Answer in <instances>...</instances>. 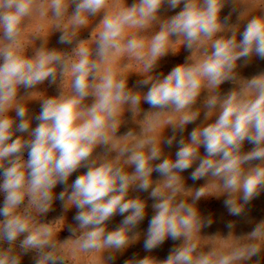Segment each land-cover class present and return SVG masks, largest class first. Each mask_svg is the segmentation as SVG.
I'll return each instance as SVG.
<instances>
[{
  "label": "clouds",
  "instance_id": "obj_1",
  "mask_svg": "<svg viewBox=\"0 0 264 264\" xmlns=\"http://www.w3.org/2000/svg\"><path fill=\"white\" fill-rule=\"evenodd\" d=\"M231 2L232 12L243 8L236 24L232 12L221 16L229 0H134L112 12L104 11L109 0H0V264H21L29 253L33 264H69L79 254L114 264L140 238L136 229L146 217L147 201L130 198L133 191L153 201L144 250L168 240L174 246L164 260L134 256L124 264H249L264 251V220L238 240L231 235L235 223L227 221L228 239L205 248L200 234L213 219L196 206L210 194L225 196L228 215L241 217L264 192V72L247 79L238 72L254 58L264 61V5L254 11L257 5L246 0ZM162 10L175 14L162 18ZM37 12H50L58 30L67 16L58 43L72 46L70 54L45 46L26 53L24 25ZM102 12L93 41L75 40ZM153 25L158 30L150 39L140 35ZM181 48L191 54L184 63L132 88L114 65L127 54L151 73ZM58 80L57 95L36 91ZM225 82L235 87L222 94ZM202 93L205 122L185 139L186 126L200 117L195 106ZM37 99L40 111L30 116L28 102ZM142 103L152 111L140 133L118 135L125 113L135 119ZM163 146H175V157ZM190 169L193 183L206 181L194 190L181 175ZM154 172L161 179L153 180ZM57 200L65 212L76 209L72 224L64 216L43 221ZM117 215L123 219L109 230ZM65 227L69 237L60 240Z\"/></svg>",
  "mask_w": 264,
  "mask_h": 264
},
{
  "label": "rangeland",
  "instance_id": "obj_2",
  "mask_svg": "<svg viewBox=\"0 0 264 264\" xmlns=\"http://www.w3.org/2000/svg\"><path fill=\"white\" fill-rule=\"evenodd\" d=\"M133 2L134 0H109V5L104 11L112 12L115 11L116 8L119 6L131 5ZM246 2L257 5V8L254 9V11H258V7L264 5V0H246ZM233 6V3L231 2V0H229V3L222 10V18L232 12ZM242 10V7H237V10L235 12H232V17L230 21L231 24L237 23V16ZM69 11L71 12V8ZM177 11H179V9H177ZM174 14V12L167 10L161 11L162 18H166L167 16ZM102 15L103 12L101 14H98L96 17H91L88 26L82 28L74 39L77 41H93V33L97 25L99 24ZM66 23L67 16L65 17L64 21H62L61 29L58 30L52 21L50 12L43 16L40 15L39 12L35 13L31 18L26 21L24 25L23 43L26 49V53L28 55H32L35 49L41 46H45L47 48H55L57 50L70 54L72 46L58 43V39L61 34L60 32L61 30H63V24ZM240 25L242 30L243 22H240ZM157 30L158 26L153 25L151 28L141 32L140 35L144 36L146 39H150L154 32ZM129 31V34H131L134 30ZM189 55L191 54L183 48H181L175 54L170 52L168 55L161 58V60L158 62L157 68L153 72L147 74L143 73L142 64L137 61L134 57H130L127 54L116 57L114 65L117 69L123 72V75H125L128 80V86L132 88L137 80L143 79L146 75L156 76L160 73L167 75L168 72L174 66L184 63L186 57H188ZM238 72L242 78H251L253 75L259 74L260 72H264V61H260L259 59L254 58L252 62L249 63L247 66L239 67ZM233 87H235L233 84L225 82L223 85H221L220 91L222 94H224L227 93ZM136 90L146 92L147 88H139ZM36 91L42 93L45 96L57 95L59 92V80L57 81L56 85L52 86H49L48 82L46 81L44 84L39 85ZM24 94V89H21L19 95L23 96ZM206 95L207 93H202L200 99L197 101L195 107L201 109L200 117L193 124H189L186 126V129L183 133L185 139L188 138V134L193 130L194 127L200 126L202 123L205 122L202 104ZM88 102H90V99ZM140 107L141 111L136 115L135 119L132 118L131 113H125V123L122 124L118 135H123L129 129L134 130L137 134L140 133L142 122L145 119V113L152 111L146 103H142ZM28 108L30 116L38 114L40 111V101L38 99L29 101ZM11 115L14 116L15 113L12 112ZM35 126L36 121L33 120L32 127ZM163 134L165 137L171 136V128H165ZM17 135H19V133ZM179 138V133H177V139ZM251 148L252 145L246 142L243 150L249 151L251 150ZM163 150L165 155H170L174 158L177 149L175 146H173L171 149L167 148L166 146H163ZM200 151L201 155H203L204 149L201 148ZM102 152L103 149H97V154H100ZM24 158L27 159V153H25ZM195 166L196 165L194 164L193 168ZM128 170L131 171L132 169ZM83 171H85V169H80L77 173H74L73 176L69 178V183H71L75 179L76 175L82 174ZM190 171L191 169L181 174L184 178L186 189L194 190L195 188H198L204 183H206L205 180H200L193 183L188 178ZM158 179H161V177H159L158 174L154 172L153 180ZM60 191H62V187L58 185L54 189V192L58 194ZM129 195L130 198L139 196L140 198L147 201L148 206L146 208V217L136 229V231L140 234V238L135 243L130 245L127 249H125L122 253H117V258L114 264H124V261L132 259L134 256L137 258H143L144 256L151 255L157 260L166 259L169 254V249L174 246L171 240L166 241L161 247L153 250L150 253L146 252L143 248L144 235L148 227V220L153 215V211L151 208L153 201L148 198V193L146 192L133 191L130 192ZM225 198V196H217L215 194H210L208 197L201 198V200L197 202L196 206L200 210L201 214L204 216H211L213 219L212 226L202 229V232L200 234L202 245L205 248L211 246L213 242H215L216 246H220L223 241L228 239L230 230L225 227L227 221H233L235 223V227L231 230V235L233 236L234 240H238L240 239V237L247 235L254 228L256 223L260 222L261 220H264V192H262L257 198L251 201L250 204L246 205L245 214L241 217H233L228 215V212L223 205V200ZM3 199V193H0V205H2ZM75 212V208H72L65 212L62 209L60 202L57 200L53 205V211H50L47 216L43 218V221L50 222L54 221L60 216H64L66 225L72 224V216L75 214ZM0 219L3 218L0 217ZM122 219L123 217L119 215L115 216L108 224L109 230H113L115 227H117ZM68 237L69 232L67 230V227H65L64 230L58 233V239L60 240H64ZM7 246V244L3 245V247L5 248ZM33 256L34 253H29L28 255H25L21 260V264H33ZM257 259L260 260V264H264V251H262L258 257H254L253 260L249 262V264H255V261ZM69 264H99V254H79L73 260L69 261Z\"/></svg>",
  "mask_w": 264,
  "mask_h": 264
}]
</instances>
